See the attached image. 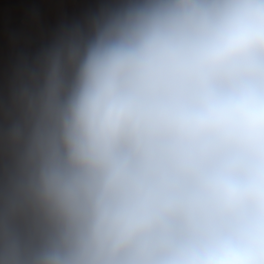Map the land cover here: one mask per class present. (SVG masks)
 Listing matches in <instances>:
<instances>
[{
	"label": "clouds",
	"instance_id": "clouds-1",
	"mask_svg": "<svg viewBox=\"0 0 264 264\" xmlns=\"http://www.w3.org/2000/svg\"><path fill=\"white\" fill-rule=\"evenodd\" d=\"M0 264H264V0L62 23L0 119Z\"/></svg>",
	"mask_w": 264,
	"mask_h": 264
},
{
	"label": "crops",
	"instance_id": "crops-1",
	"mask_svg": "<svg viewBox=\"0 0 264 264\" xmlns=\"http://www.w3.org/2000/svg\"><path fill=\"white\" fill-rule=\"evenodd\" d=\"M106 0H0V119L14 80L62 23L84 19ZM39 13L32 15L33 11Z\"/></svg>",
	"mask_w": 264,
	"mask_h": 264
},
{
	"label": "built area",
	"instance_id": "built-area-1",
	"mask_svg": "<svg viewBox=\"0 0 264 264\" xmlns=\"http://www.w3.org/2000/svg\"><path fill=\"white\" fill-rule=\"evenodd\" d=\"M37 13H39V10H37V11H33L31 14H32V15H36Z\"/></svg>",
	"mask_w": 264,
	"mask_h": 264
}]
</instances>
